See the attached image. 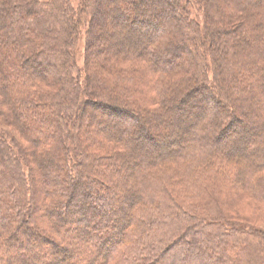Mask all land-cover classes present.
Segmentation results:
<instances>
[{
	"label": "trees",
	"instance_id": "1",
	"mask_svg": "<svg viewBox=\"0 0 264 264\" xmlns=\"http://www.w3.org/2000/svg\"><path fill=\"white\" fill-rule=\"evenodd\" d=\"M79 1L0 0V264H264V0Z\"/></svg>",
	"mask_w": 264,
	"mask_h": 264
},
{
	"label": "rangeland",
	"instance_id": "2",
	"mask_svg": "<svg viewBox=\"0 0 264 264\" xmlns=\"http://www.w3.org/2000/svg\"><path fill=\"white\" fill-rule=\"evenodd\" d=\"M72 2V4L75 6V8L78 7L80 1L79 0H70ZM170 3H173L172 0H169ZM183 4L185 5L186 3L187 4H190L189 7L192 8L193 7V0H182ZM155 6V7H154ZM151 9H150V14H153L154 13V10L156 7H158L162 12H163V15H167V12H166V9L168 8H171L170 6L167 5V3L164 1V0H154L151 2V5H150ZM110 20V16L109 14L107 15H97L96 16V22L99 24V25H105L104 23H108V21ZM119 32V29L116 28V27H110L109 29V32L108 34H105V33H101V35L98 37L97 40H95V45L99 44V43H102L104 44L103 45V48H107L108 47V42H111L112 39H114L117 34ZM146 34L144 35H141L144 39H147V37L149 36L150 33H147L145 32ZM85 40L83 39L82 42L80 43V46H79V67H83L84 63H83V60H84V54H85V49H84V45H85ZM106 44V45H105ZM94 45V46H95ZM175 54H177L176 56H174V58H177V57H181L183 54L181 53H178L176 52ZM174 54V55H175ZM203 104H206L208 105L209 104V101H206L204 100L203 101ZM185 109H176L175 110V113L181 115L184 117V119L189 123H192V125H194L197 121V113H194L193 111L191 113H189V111H185ZM243 113L246 114L247 116V119L249 121H251L253 123L254 126L256 127H260V123H256L254 121H256L258 119V115L255 113V111L253 112L252 108L248 109L246 108ZM47 120H50V117H46ZM151 127H152V131L154 132H158L159 134V137H160V132L163 130V131H169L172 129V127H175V126H179L181 127V131L184 130L185 128H187V126L189 125H186L185 124H180V122L178 121V119H171L170 118H167V119H163V120H154L153 122L150 123ZM5 130L11 134L14 135L15 138H19L20 137L14 132V130L12 129H8L5 127ZM253 131V130H252ZM244 138L243 139H240L238 141V144L236 145L237 149L240 148H244L245 147V144L249 141V139L251 138V134H244ZM161 138V137H160ZM20 141L22 143H24V145L27 144V142L25 141H22V139H20ZM186 141V138L183 137L182 139H179L177 138V140L173 143V145H169V142L167 145H163V146H150L148 143H146V146L148 147H139L141 151H144L146 149L152 151L154 149H157V153H160V155H165L166 151L170 150L171 148H168V146L172 147V149H176V148H179V146L183 145V143ZM163 147V148H162ZM251 154V153H250ZM47 168H52L51 170H54V167H53V164H51V166L47 167ZM126 174V173H125ZM89 175H93V174H89ZM105 178V177H103ZM115 184H118L119 188H120V191H121V195H120V198L123 197V195L127 192V189L128 187H126V185H124V182L122 180L120 181H113ZM127 200H129V198L127 197ZM126 210V209H124ZM123 210V211H124ZM234 214H236L238 217L242 218V219H247L245 220L246 222H249L251 223L252 225H255L258 229L260 230H263L264 231V209L256 202H254L253 200H244V202L242 204H240L237 208H235L233 210ZM20 240L22 239L21 237H18ZM18 238H16L17 242H20L18 240ZM192 240V239H191ZM221 255V254H220ZM211 257H214V255L212 254ZM38 260L39 261H35V262H38L37 264H39V262H41L42 260H44V257H38ZM213 260V259H212ZM34 264V263H33ZM36 264V263H35ZM195 264V263H193Z\"/></svg>",
	"mask_w": 264,
	"mask_h": 264
},
{
	"label": "bare ground",
	"instance_id": "3",
	"mask_svg": "<svg viewBox=\"0 0 264 264\" xmlns=\"http://www.w3.org/2000/svg\"><path fill=\"white\" fill-rule=\"evenodd\" d=\"M142 5H145V3L144 2H142ZM150 5V4H149ZM139 6V5H138Z\"/></svg>",
	"mask_w": 264,
	"mask_h": 264
}]
</instances>
